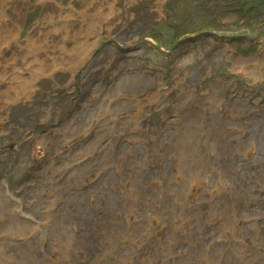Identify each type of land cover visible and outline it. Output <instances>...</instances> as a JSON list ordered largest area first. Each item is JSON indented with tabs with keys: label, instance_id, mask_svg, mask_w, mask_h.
<instances>
[{
	"label": "rangeland",
	"instance_id": "374dc122",
	"mask_svg": "<svg viewBox=\"0 0 264 264\" xmlns=\"http://www.w3.org/2000/svg\"><path fill=\"white\" fill-rule=\"evenodd\" d=\"M0 191V264H264V0H0Z\"/></svg>",
	"mask_w": 264,
	"mask_h": 264
},
{
	"label": "bare ground",
	"instance_id": "6f19581e",
	"mask_svg": "<svg viewBox=\"0 0 264 264\" xmlns=\"http://www.w3.org/2000/svg\"><path fill=\"white\" fill-rule=\"evenodd\" d=\"M83 52H85V51H81L80 53L82 54ZM81 54H79V57H80V55ZM22 89V88H21ZM92 146H94V145H92ZM90 147V146H89ZM204 158V157H203ZM90 171V170H89ZM88 171V172H89ZM95 172V171H94ZM183 173H181L182 174V177H181V179H180V184L182 185L183 184V182L185 183V185H186V183H187V180H186V178L184 177L185 176V174L186 173H184V171H182ZM92 173H93V171L89 174H86L85 173V176L83 177V178H87V177H89L90 175H92ZM183 189V188H182ZM102 190V189H101ZM106 190H108V187L105 189V191ZM183 193H185L184 191H179L178 192V195H181V198L182 199H184L185 197H184V194ZM0 207H2V211H1V213H2V215H1V218L4 220V221H6V222H8V224H9V230L11 231V233L12 234H15V235H17L18 233V235H21V236H25L26 237V235H29V232H30V230H31V225L28 223V222H26V221H24V220H21V219H18V218H16V216H15V210L16 209H18V207L16 208L12 203H8V202H5V200H6V197H5V195H4V192H2V191H0ZM102 195H107L106 193H102ZM101 198V197H100ZM101 200L102 201H106L105 199H98L96 202H97V204L99 205V204H101L102 202H101ZM97 205V206H98ZM6 212V213H5ZM65 223V220H61V222H60V227H59V229H58V231H59V233H63V229H62V226H63V224ZM24 238V237H23ZM65 240V238H61V241H64ZM5 244L7 245V246H9V249H15L14 247H15V244L14 243H10V242H8L7 241V243L5 242ZM22 246V245H21ZM3 247H6L5 245H3ZM23 247V246H22ZM17 253H20V254H22L21 255V258L23 259L24 258V256H25V252H24V249L23 248H20V249H17ZM16 253L14 252L13 253V255H15ZM24 255V256H23ZM32 255V254H31ZM30 257V256H29ZM31 258V257H30Z\"/></svg>",
	"mask_w": 264,
	"mask_h": 264
}]
</instances>
